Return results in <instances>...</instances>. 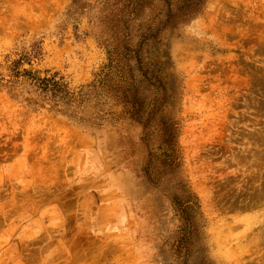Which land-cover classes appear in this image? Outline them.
I'll list each match as a JSON object with an SVG mask.
<instances>
[{"label": "rangeland", "instance_id": "obj_1", "mask_svg": "<svg viewBox=\"0 0 264 264\" xmlns=\"http://www.w3.org/2000/svg\"><path fill=\"white\" fill-rule=\"evenodd\" d=\"M107 1L0 0V74L35 48L24 69L94 81ZM163 42L177 161L151 184L158 131L89 129L0 82V264H264V0H207Z\"/></svg>", "mask_w": 264, "mask_h": 264}, {"label": "trees", "instance_id": "obj_2", "mask_svg": "<svg viewBox=\"0 0 264 264\" xmlns=\"http://www.w3.org/2000/svg\"><path fill=\"white\" fill-rule=\"evenodd\" d=\"M113 2L111 8L109 0L104 3L102 17L108 62L94 81L73 91L58 74L24 69V62L39 55V49L34 48L13 63L8 79L0 74V82H5L11 92L18 87L20 92H13L16 97L25 94L30 97L26 99L28 106L48 105L56 114L89 129H102L108 122L131 120L143 127L144 141L150 144L154 143V131H158L161 153L150 154L152 159L143 170L151 184L159 181L162 172L173 170L177 161L179 129L173 119L164 116V111L176 106L178 82L170 72V61L163 51L164 36L196 19L207 0ZM181 189L183 199L178 204L188 221L189 212L194 210L193 199L184 187Z\"/></svg>", "mask_w": 264, "mask_h": 264}]
</instances>
